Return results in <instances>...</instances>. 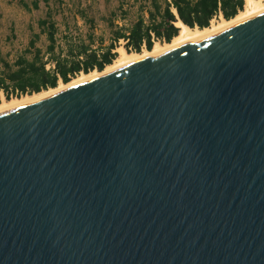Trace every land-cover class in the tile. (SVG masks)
<instances>
[{
	"label": "water",
	"instance_id": "1",
	"mask_svg": "<svg viewBox=\"0 0 264 264\" xmlns=\"http://www.w3.org/2000/svg\"><path fill=\"white\" fill-rule=\"evenodd\" d=\"M0 264H264V13L1 114Z\"/></svg>",
	"mask_w": 264,
	"mask_h": 264
},
{
	"label": "trees",
	"instance_id": "2",
	"mask_svg": "<svg viewBox=\"0 0 264 264\" xmlns=\"http://www.w3.org/2000/svg\"><path fill=\"white\" fill-rule=\"evenodd\" d=\"M243 5L244 0H132L126 7L119 3L115 11L100 18L106 33H97L94 18L79 11L88 26L86 33L63 36L61 42L46 6L45 16L36 22L37 33L22 52L11 62L0 57V101L55 88L81 73L100 72L116 58L119 46L127 53L149 51L154 43H168L177 35L178 21L191 29H203L219 17L233 18ZM32 6L36 9L37 3ZM42 36L43 48L38 46Z\"/></svg>",
	"mask_w": 264,
	"mask_h": 264
},
{
	"label": "rangeland",
	"instance_id": "3",
	"mask_svg": "<svg viewBox=\"0 0 264 264\" xmlns=\"http://www.w3.org/2000/svg\"><path fill=\"white\" fill-rule=\"evenodd\" d=\"M47 1L48 4L45 5L42 0H0V57L8 58L10 61L22 52L28 39L37 33L36 22L45 16L46 6L49 7L58 29L57 41L61 42L63 36L74 37L77 34L84 35L86 33L88 26L79 16V11L85 10L88 15L94 18L97 33L105 32L104 24L100 18L106 16L110 11H115L119 3L126 7L132 0ZM33 3H37L36 9L33 8ZM119 44L121 45V43ZM38 46L42 48L45 46L44 36L40 37Z\"/></svg>",
	"mask_w": 264,
	"mask_h": 264
},
{
	"label": "bare ground",
	"instance_id": "4",
	"mask_svg": "<svg viewBox=\"0 0 264 264\" xmlns=\"http://www.w3.org/2000/svg\"><path fill=\"white\" fill-rule=\"evenodd\" d=\"M262 13H264V0H244L243 9L233 18L225 20L221 17L216 21L212 20L209 26L203 29H191L178 21L175 23V26L178 28V33L170 40V42L162 44L156 42L153 44L151 50H144L140 53H127L124 49L118 48L116 50V58L110 65L105 66L100 72L94 70L87 74L81 73L66 84L59 82L55 88H50L36 94L26 95L20 98H12L10 100L2 99L0 101V115L22 106L32 104L59 91L89 83L119 68L153 59L172 49L189 44L200 37L219 34L229 28L247 22Z\"/></svg>",
	"mask_w": 264,
	"mask_h": 264
},
{
	"label": "crops",
	"instance_id": "5",
	"mask_svg": "<svg viewBox=\"0 0 264 264\" xmlns=\"http://www.w3.org/2000/svg\"><path fill=\"white\" fill-rule=\"evenodd\" d=\"M9 58H10V57H9ZM14 58H15V57H14ZM14 58H13V60H14ZM13 60H10V62L13 61Z\"/></svg>",
	"mask_w": 264,
	"mask_h": 264
}]
</instances>
